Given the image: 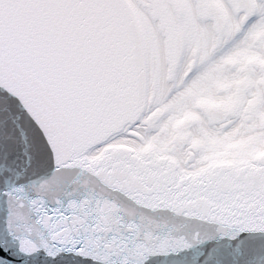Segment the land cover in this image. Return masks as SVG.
<instances>
[{
  "label": "snow or ice",
  "instance_id": "1",
  "mask_svg": "<svg viewBox=\"0 0 264 264\" xmlns=\"http://www.w3.org/2000/svg\"><path fill=\"white\" fill-rule=\"evenodd\" d=\"M261 31L264 0H0V264H264V177L216 207L142 195L177 140L264 147Z\"/></svg>",
  "mask_w": 264,
  "mask_h": 264
},
{
  "label": "water",
  "instance_id": "2",
  "mask_svg": "<svg viewBox=\"0 0 264 264\" xmlns=\"http://www.w3.org/2000/svg\"><path fill=\"white\" fill-rule=\"evenodd\" d=\"M179 144L182 146L184 141L179 140ZM113 151L119 152L118 161H127L131 155V149L126 147H118ZM167 160L166 157H160L156 162L160 164L159 167L168 169V183L158 185L148 183L142 186V195L145 199L168 198L170 193H174L177 202L185 203L189 207L192 206L193 201L208 202L210 206L216 207L227 202H239L246 192L245 184L248 177H264V154L258 165L249 162L239 165L234 162L217 163L208 172L202 170V173L196 175H185L177 182L176 162L173 159L171 162ZM150 215L161 223L166 222L169 229H182L185 232L199 231L207 235L212 232L211 229L200 225L196 220H184L182 217H174L171 212H156L150 213Z\"/></svg>",
  "mask_w": 264,
  "mask_h": 264
},
{
  "label": "bare ground",
  "instance_id": "3",
  "mask_svg": "<svg viewBox=\"0 0 264 264\" xmlns=\"http://www.w3.org/2000/svg\"><path fill=\"white\" fill-rule=\"evenodd\" d=\"M260 34H264V31H261V32H257L256 33V37L258 36V35H260ZM214 140L215 139H213V138H207L205 141H206V144H207V148L208 149H210L211 147H212V144L214 143ZM236 142H238V140L236 139V140H234V141H231V142H229L230 144H233V143H236ZM131 144H133L134 146L136 145L135 143H131ZM219 144V143H218ZM225 143H223V144H219L220 146H222V145H224ZM209 153H211L210 151H209ZM182 155V154H181ZM181 155L179 154H177V156L180 158V162H181V173H183L184 171H183V169L185 168V167H187L188 169H190V171H188V172H201L200 170H204L205 168H207L208 166H209V164H211L212 162H215V161H217V160H220V159H223V158H225V157H218V158H215V156L212 158L211 157V159H210V161L208 162V163H206V162H204V163H202V164H200V165H197V166H194V167H188V165H186L185 163H184V161H183V159H182V157H181ZM183 156V155H182ZM241 157V156H240Z\"/></svg>",
  "mask_w": 264,
  "mask_h": 264
},
{
  "label": "rangeland",
  "instance_id": "4",
  "mask_svg": "<svg viewBox=\"0 0 264 264\" xmlns=\"http://www.w3.org/2000/svg\"><path fill=\"white\" fill-rule=\"evenodd\" d=\"M154 102V100H153V97H152V102L151 103H153ZM187 113H189V112H185L184 114H187Z\"/></svg>",
  "mask_w": 264,
  "mask_h": 264
}]
</instances>
